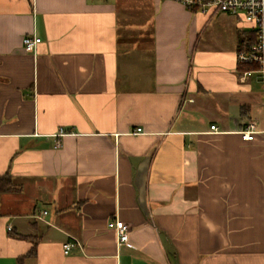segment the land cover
Listing matches in <instances>:
<instances>
[{"label": "crops", "instance_id": "1", "mask_svg": "<svg viewBox=\"0 0 264 264\" xmlns=\"http://www.w3.org/2000/svg\"><path fill=\"white\" fill-rule=\"evenodd\" d=\"M242 40V17L174 0H0V264H264Z\"/></svg>", "mask_w": 264, "mask_h": 264}, {"label": "built area", "instance_id": "2", "mask_svg": "<svg viewBox=\"0 0 264 264\" xmlns=\"http://www.w3.org/2000/svg\"><path fill=\"white\" fill-rule=\"evenodd\" d=\"M192 11H200L202 13H228L237 15L250 26L256 36V42L248 50H241L237 53L239 64L251 66L252 68L245 71L241 79L246 81L252 76H256L261 84L262 93L264 95V0H174ZM41 42L37 37H25L23 45L27 52H35L38 44ZM264 108V106H263ZM215 130V126H212ZM138 132L141 129L137 130ZM63 130H61V133ZM244 139L252 141L255 134L258 133L257 127L253 122H247L246 128L240 132ZM63 134H61L62 136ZM61 147V143H57L56 148ZM47 212H44L46 214ZM109 228L113 229L118 237V245L129 243L130 226L114 220L109 223ZM76 247H81L80 243L73 239L63 245L65 255H69Z\"/></svg>", "mask_w": 264, "mask_h": 264}, {"label": "trees", "instance_id": "3", "mask_svg": "<svg viewBox=\"0 0 264 264\" xmlns=\"http://www.w3.org/2000/svg\"><path fill=\"white\" fill-rule=\"evenodd\" d=\"M254 44H248L246 43V41H241V46H240V50H248V48L252 47ZM247 48V49H246ZM249 48V49H250ZM252 67L251 66H247V65H244V67H241V70L242 71H245V70H249L251 69ZM11 179L9 177H0V188L3 189V190H9L10 187H11Z\"/></svg>", "mask_w": 264, "mask_h": 264}, {"label": "rangeland", "instance_id": "4", "mask_svg": "<svg viewBox=\"0 0 264 264\" xmlns=\"http://www.w3.org/2000/svg\"><path fill=\"white\" fill-rule=\"evenodd\" d=\"M261 89V88H260Z\"/></svg>", "mask_w": 264, "mask_h": 264}]
</instances>
